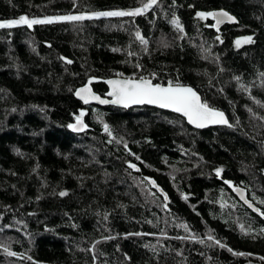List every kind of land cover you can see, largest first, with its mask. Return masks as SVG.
<instances>
[{
	"label": "trees",
	"instance_id": "1",
	"mask_svg": "<svg viewBox=\"0 0 264 264\" xmlns=\"http://www.w3.org/2000/svg\"><path fill=\"white\" fill-rule=\"evenodd\" d=\"M213 10L236 23L216 33ZM11 21L0 27V264H264V0H0ZM115 77L189 86L229 127L74 98L93 79L102 96Z\"/></svg>",
	"mask_w": 264,
	"mask_h": 264
},
{
	"label": "water",
	"instance_id": "2",
	"mask_svg": "<svg viewBox=\"0 0 264 264\" xmlns=\"http://www.w3.org/2000/svg\"><path fill=\"white\" fill-rule=\"evenodd\" d=\"M206 17L212 23V28L216 33L223 25L236 23L235 18L224 10L210 11ZM96 83H100V80L93 79L76 89L74 98L80 103L90 106H111L124 110L148 107L164 111L179 116L189 127L195 130L221 126L229 127L225 115L222 112L202 106L200 96L189 86H163L153 84L150 80L115 77L103 81L106 92L99 96L91 88V84ZM83 128V118L80 117L72 124L71 131L74 134H79ZM129 167L137 171L135 165L132 164ZM144 180L165 202L168 201L166 194L152 178L144 177ZM224 184L240 204L263 219L260 210L247 199L246 191L243 188L230 183Z\"/></svg>",
	"mask_w": 264,
	"mask_h": 264
},
{
	"label": "rangeland",
	"instance_id": "3",
	"mask_svg": "<svg viewBox=\"0 0 264 264\" xmlns=\"http://www.w3.org/2000/svg\"><path fill=\"white\" fill-rule=\"evenodd\" d=\"M69 18H75V17H71V16H66V17H56V18H52L50 21H56V20H62V19H69ZM44 21H49V20H44ZM27 23V22H26ZM19 24L18 22H0V27H7V26H14Z\"/></svg>",
	"mask_w": 264,
	"mask_h": 264
}]
</instances>
